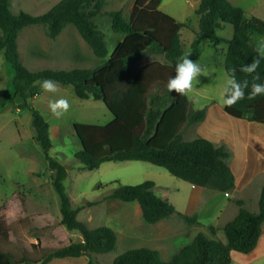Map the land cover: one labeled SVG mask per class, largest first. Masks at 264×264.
Segmentation results:
<instances>
[{"label":"trees","instance_id":"16d2710c","mask_svg":"<svg viewBox=\"0 0 264 264\" xmlns=\"http://www.w3.org/2000/svg\"><path fill=\"white\" fill-rule=\"evenodd\" d=\"M161 1L133 0L125 18L120 9L103 10L106 0H59L41 14L13 13L9 0H0V50L13 71V94L21 99L19 107L31 114L33 139L41 149L51 186L57 194L60 223L80 235L78 241L45 251L40 260L13 259L8 253L3 262L0 252V264H46L53 258L79 256L87 257L86 264H230L231 251L247 254L256 246L264 226V183L260 186L255 210L245 208L242 200H235V215L221 226L223 239L202 232L190 240L180 235L178 238L184 239L175 241L167 260L161 259L156 249L141 246L126 249L109 263H99L91 255L113 250L115 232L104 224L88 228L78 218L79 208L71 207L63 185L67 175L65 166L48 153L52 146L49 124L30 102L40 93L45 79L69 85L77 98L101 101L112 115L103 125L72 124L80 147L74 157L83 168L96 169L106 161H146L195 187L218 192L234 188L235 177L228 164L231 152L223 143L217 145L205 137L182 138L181 128L202 121L205 107L191 109L186 95L175 89L169 91L167 84L177 75L178 59L186 55L193 61L202 40L213 47L226 43L223 63L226 74L234 76L241 84L247 81L248 86L244 88V98L231 106L223 105V112L236 119L264 124V94L249 97L254 83L264 84V57L249 34L264 33V21L254 15L245 18L244 10L229 0H199L193 9L197 29H191L193 36L185 53L179 30L186 27V23L162 12L158 8ZM100 15L108 17L112 33L123 36L108 57L104 34L93 21ZM216 20L231 25L233 32L229 40L215 33ZM29 25H41L50 39H55L66 25H71L92 54L103 60L84 69H29L20 61L17 48L19 31ZM146 51L161 54L166 62H149L133 71L131 65ZM254 61L258 62L254 72L241 71L242 66ZM116 183L104 199L134 201L145 223L154 224L177 213L166 198L154 192L152 180L135 185ZM90 204L86 202L84 206ZM179 215L187 223L196 221L194 214ZM209 229L215 231L212 226Z\"/></svg>","mask_w":264,"mask_h":264},{"label":"rangeland","instance_id":"374dc122","mask_svg":"<svg viewBox=\"0 0 264 264\" xmlns=\"http://www.w3.org/2000/svg\"><path fill=\"white\" fill-rule=\"evenodd\" d=\"M58 1L9 0V9L13 13L24 11L41 14ZM198 1L162 0L158 7L162 12L186 23V27L180 30L185 53L192 40L191 29L197 25L193 9ZM229 1L244 10L245 18L254 15L264 20V0ZM132 4L133 0H106L103 10L120 9L124 17L128 18ZM93 21L104 34L108 56L122 35L111 32L106 15L97 16ZM231 28V25L217 21L218 35H230ZM251 36L253 40L260 42V53L264 55V34L251 32ZM206 44L207 41H203L196 60L203 73L194 79L193 86L195 89L217 94L218 86L225 85L229 77L223 67L214 61L215 57L210 53L211 47ZM17 48L22 64L32 70L92 68L103 60L92 54L71 25H66L55 39L48 38L41 25L26 26L18 33ZM152 60L166 62L161 54L146 51L144 57L132 64L131 68L135 71L142 63ZM12 76L13 71L0 50V252L3 262H6L8 253L13 259L40 260L45 251L80 238L77 230L67 229L60 223L59 203L51 186L50 172L39 145L33 139L31 114L19 107L21 99L13 94ZM202 85L211 88L206 90L201 88ZM61 98L68 101L69 108L57 117L50 108V102L54 103ZM30 102L49 124L52 146L48 153L66 166L67 175L63 185L71 207L79 208L78 218L88 228L106 224L115 231L114 249L91 255L99 263H109L126 249L141 246L156 249L160 258L167 260L176 242L184 238L190 240L198 232L215 239H223L221 226L235 215V200H242L243 206L249 210L256 209L261 183L257 184L255 179L249 185L234 184V188L228 192L207 189L210 191L197 193L189 183L146 161H110L103 162L96 169L83 168L74 157L80 147L72 124L107 123L112 115L104 104L91 98H77L69 85L58 84L54 92L42 88ZM195 107L198 106L190 105V108ZM221 115L224 121L218 120L214 126L207 123V127L214 133L217 132L215 127L222 129L227 125V118H230L224 112ZM202 126L199 122L184 125L181 128L182 138L190 140L194 137H205L203 133H208V130ZM144 180H152L157 186L154 188L155 193L165 194L177 213L154 224H148L142 220L135 202L116 200L121 203L116 206L107 204L108 198L104 199L115 188L116 181L135 185ZM86 202L91 204L84 206ZM181 212L194 214L196 221L185 222L179 215ZM209 226L214 227L215 231L211 232ZM180 235H184V238H178ZM240 255L242 256L238 252L232 253L230 264H264V226L254 249L249 255ZM76 260L73 263L60 264H82V258Z\"/></svg>","mask_w":264,"mask_h":264},{"label":"crops","instance_id":"0c3cea01","mask_svg":"<svg viewBox=\"0 0 264 264\" xmlns=\"http://www.w3.org/2000/svg\"><path fill=\"white\" fill-rule=\"evenodd\" d=\"M169 16H171V15H169ZM172 18L176 21H180V20L175 19L174 17H172ZM217 21H220V20H216L214 22V30H215L216 34H217V32H216ZM180 22H183V21H180ZM193 29L196 30L197 25H196V28H193ZM180 30H179V36H180ZM232 32H233V30L231 28L230 35H228L229 37L228 36L223 37V36L218 35V34L217 35L219 37L223 38L224 40H229L232 36ZM262 34H264V33H262ZM249 35H250L251 41L253 43L257 44L258 51L260 53V42L253 40L251 33ZM192 36H193V33H192ZM203 41H206V40H202L199 43V46L197 49V55H196L195 59L193 60V62H195V63H196V60L199 58V55L201 52L200 49H201V45H202ZM206 45L209 48L211 47L210 53L213 57H215L214 61L217 62L224 69L223 63H224V56H225V53L227 50V44L226 43H219L216 47H213L207 41ZM111 53L112 52H110L109 55ZM184 56L185 55L181 56L178 59V62H182L181 59ZM262 56L264 57V55H262ZM143 57H144V55H143ZM153 61H158L160 63H164V62L159 61V60H152L149 62H153ZM149 62L142 63L139 66V68H141L143 65H145ZM224 72H225V70H224ZM224 87H228L227 83L225 85L223 84L221 86H218L217 94H213L211 92L201 91L199 89H195L193 86L192 90L187 92L185 95L188 99L189 106L192 104H196V106H198V107L191 108V109L195 110V109H200L203 107H205V109H206L204 119L199 122L201 125H203L202 126L203 128L208 130V133H203L204 134L203 136H205L207 139L211 140L213 143H215L217 145L223 143L226 146V148L230 150L231 157L228 160V164H229V167L232 170V172H234V174H235L234 175L235 186H236V184H238V185H249L254 179L258 182L257 184L261 183L260 184V186H261L264 183V124L255 123V122L247 121L244 119H236L233 117L231 118L230 116H228L230 118H227L228 119L227 125L225 127H223L222 129L219 127H215L217 129L216 133H214L211 129H209L207 127L208 126L207 123H209V122L214 126L216 121H218V120L224 121V118L221 115L223 112V104L219 100V96H220ZM201 88L207 90L208 88H211V87L208 85H202ZM216 111H218V112H216ZM111 119H112V117L110 118V120ZM210 120H212V121H210ZM109 121H107V123ZM90 124H94V123H90ZM106 162H110V161H106ZM114 162H120V161H114ZM190 186L192 187V189L196 190L197 193H201L203 191H210V190H207L205 188L195 187L192 185H190ZM155 187H157V186L154 183V188ZM157 195H159V194H157ZM159 196L168 199V197H166L165 194L159 195ZM107 200H108L107 204L111 203V204H115L116 206L121 205L120 202L116 201L119 199L108 198ZM130 202H134V201H130ZM183 214H185V213H183ZM104 225H106V224H104ZM109 227H112V226H109ZM79 240H80V238H79ZM232 253H234V252L231 251V254ZM249 253L242 254V256L240 255V257H243L245 255H249ZM84 257L85 256L53 258L46 264H51L53 262H56L59 264L60 263H66V262L73 263L74 261H77L76 259H79V258H82V260H83L82 264H86L87 259L85 260Z\"/></svg>","mask_w":264,"mask_h":264},{"label":"clouds","instance_id":"9594fccd","mask_svg":"<svg viewBox=\"0 0 264 264\" xmlns=\"http://www.w3.org/2000/svg\"><path fill=\"white\" fill-rule=\"evenodd\" d=\"M181 60L182 62H178L176 65L177 75L175 78H170L168 80L167 87L169 91L175 89L182 94H186L192 90L194 79H197L198 74L203 72L200 65L190 60L188 56H184ZM257 67L258 62L254 61L250 65L242 66L241 71L251 73L254 72ZM227 85H230V87H224L219 96V100L223 105L231 106L238 100L244 98V88L248 86L247 81H244L243 84H241L240 82H237L234 76H232L227 79ZM41 86L47 91H56V84L51 79H45ZM225 93H227V95H225ZM259 94H264V84L254 83L252 85V91L249 93V97L251 98ZM50 108L52 112L59 117L63 112L68 110L69 103L66 99L61 98L54 103L50 102Z\"/></svg>","mask_w":264,"mask_h":264},{"label":"water","instance_id":"95a60500","mask_svg":"<svg viewBox=\"0 0 264 264\" xmlns=\"http://www.w3.org/2000/svg\"><path fill=\"white\" fill-rule=\"evenodd\" d=\"M65 169H66V166H65Z\"/></svg>","mask_w":264,"mask_h":264}]
</instances>
